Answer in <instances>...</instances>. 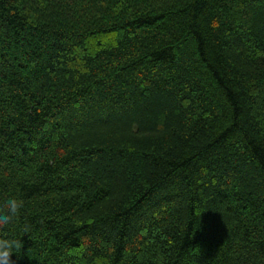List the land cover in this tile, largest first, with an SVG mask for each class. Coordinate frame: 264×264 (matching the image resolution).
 <instances>
[{"label": "trees", "instance_id": "16d2710c", "mask_svg": "<svg viewBox=\"0 0 264 264\" xmlns=\"http://www.w3.org/2000/svg\"><path fill=\"white\" fill-rule=\"evenodd\" d=\"M8 197L16 264H264V0H0Z\"/></svg>", "mask_w": 264, "mask_h": 264}, {"label": "clouds", "instance_id": "9594fccd", "mask_svg": "<svg viewBox=\"0 0 264 264\" xmlns=\"http://www.w3.org/2000/svg\"><path fill=\"white\" fill-rule=\"evenodd\" d=\"M24 202L16 197H8L0 203V226L12 224L19 216ZM27 231V230H26ZM15 255L16 259H13ZM22 254V241L0 238V264H16Z\"/></svg>", "mask_w": 264, "mask_h": 264}]
</instances>
